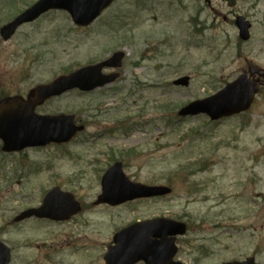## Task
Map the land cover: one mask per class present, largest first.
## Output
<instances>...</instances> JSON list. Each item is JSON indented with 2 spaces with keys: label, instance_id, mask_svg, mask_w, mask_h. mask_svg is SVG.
I'll use <instances>...</instances> for the list:
<instances>
[{
  "label": "rangeland",
  "instance_id": "obj_1",
  "mask_svg": "<svg viewBox=\"0 0 264 264\" xmlns=\"http://www.w3.org/2000/svg\"><path fill=\"white\" fill-rule=\"evenodd\" d=\"M35 1L0 0V28ZM236 14L253 22L248 42L239 37ZM120 50L127 56L115 83L63 94L38 109L75 115L86 130L66 145L37 148L36 169L14 192L60 186L90 207L62 222L9 227L6 238L32 242L18 247L10 264H104L118 229L154 217L188 225L177 244L184 264L251 255L264 264V83L245 114L215 122L177 115L248 66L264 68V0L234 8L222 0H212V8L205 0H116L88 27L65 11L49 12L8 41L0 35V94L27 95ZM183 76L191 84L175 86ZM116 161L133 181L164 184L172 194L116 208L93 205L102 174Z\"/></svg>",
  "mask_w": 264,
  "mask_h": 264
},
{
  "label": "water",
  "instance_id": "obj_2",
  "mask_svg": "<svg viewBox=\"0 0 264 264\" xmlns=\"http://www.w3.org/2000/svg\"><path fill=\"white\" fill-rule=\"evenodd\" d=\"M115 0H38L27 8L11 22L2 27L1 34L8 41L18 28L24 23L32 22L42 14L52 9L67 11L74 23L78 26H89L102 12ZM209 1V0H208ZM230 6H234L237 0H227ZM236 25L242 39L250 38L251 23L243 16L236 19ZM125 52H117L108 59L93 65H89L61 77L51 84L41 85L35 90L34 97L29 100L12 98L0 104V137L5 140V151H15L27 146H45L51 142H69L76 133L84 130V126H78L74 115H38L34 113L38 103L44 100L60 96L67 91L79 89L90 92L98 87L110 84L118 78V74H104L105 67H120ZM254 68H250L253 73ZM176 85L187 86L190 84L188 76L179 78ZM259 85L248 77L247 73L240 75L233 82L211 96L190 102L183 106L180 116L207 114L212 120L239 114L251 107L254 98L259 92ZM122 163H116L104 174L103 193L98 203L110 202L118 204L126 200L141 197H153L167 195L172 192L168 186L132 182L123 174ZM67 197V198H63ZM68 194L52 191L45 203L39 209H33L28 215L36 214L37 217H50L55 220L69 218L80 210L78 204H69L71 198ZM69 199V200H68ZM187 231L186 224L166 218L152 219L138 222L118 232L114 238V245L108 248L105 256L106 264H135L144 260L146 264H183L174 261L178 252L175 246L177 235H183ZM9 249L0 242V264L10 262ZM255 258L250 257L245 261H234L225 264H261L255 263Z\"/></svg>",
  "mask_w": 264,
  "mask_h": 264
},
{
  "label": "flooded vegetation",
  "instance_id": "obj_3",
  "mask_svg": "<svg viewBox=\"0 0 264 264\" xmlns=\"http://www.w3.org/2000/svg\"><path fill=\"white\" fill-rule=\"evenodd\" d=\"M222 1L224 2V0ZM224 3L227 4L226 1ZM207 6L212 8V4H207ZM238 15L240 14H236L235 17H237ZM251 38H252V28H251ZM253 65L254 64L250 66H253ZM254 66L258 68L259 71H255V73L251 75V79L253 81L255 80L257 82L264 83V68L256 64ZM16 92L17 93H14V94L1 93L0 101L6 98L13 97V96H19V97H24L26 99H29L34 94L32 93L34 92L33 90H30L29 93H27V95H21L20 92L18 91ZM44 104H46V102H44ZM44 104L39 105L37 107V110L40 107H42ZM3 146H4V140L0 138V219L5 221L4 222L5 225L0 226V241L4 242L9 247L11 254H12L11 255V263H12L13 257L15 255L14 253L19 250L17 248L32 246V242L31 240H29V241H26L25 244L17 245V242H13L12 240L5 237V232L8 231V228L18 227L20 225L33 224V223H38V222L39 223H48V222L51 223L52 220H49L47 218H39V217L37 218L36 216H31V217L28 216V217L20 219L23 215H26L29 209L37 208L43 204V201H44L43 198H45V196L47 195L48 190L42 189L39 193H36L35 190H27L22 194L16 191L14 192V185L20 182L19 178H24V177L29 176L36 169L35 167L37 166V164L35 163V160L33 159L32 153H34L37 148L28 146L18 151L5 152L4 148H2ZM11 166H13L12 169H10ZM99 195L100 193L97 195V197ZM77 200L81 203L82 211L83 209L86 210L88 207H90V205H87L85 202L82 201L81 197H78ZM142 200H147V199L127 202V203H124L122 205H117V206H112L111 204H108V203L96 205L95 202L93 201V205L100 206V207L101 206L103 207L112 206V208H116V207H122L123 205L133 204L135 202H140ZM138 220H141V219H138ZM131 223H133V221ZM109 245L110 243L107 245L106 248H108ZM139 264H144V263L141 262Z\"/></svg>",
  "mask_w": 264,
  "mask_h": 264
}]
</instances>
